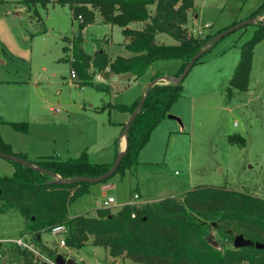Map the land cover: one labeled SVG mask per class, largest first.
Wrapping results in <instances>:
<instances>
[{
    "label": "rangeland",
    "instance_id": "rangeland-1",
    "mask_svg": "<svg viewBox=\"0 0 264 264\" xmlns=\"http://www.w3.org/2000/svg\"><path fill=\"white\" fill-rule=\"evenodd\" d=\"M19 1L0 4V131L35 159L64 161L86 152L95 163H112L121 133L114 124L124 115L98 109L108 102L131 105L155 72L171 76L179 63L157 61L136 81L123 76L116 84L108 82L109 95L81 86L70 78L69 64L59 61L66 46L61 36L78 31L68 7L48 4L43 9L36 5L26 11ZM262 1L193 0L194 12L188 17L187 29L201 38L221 33L245 21ZM150 12L153 14V6ZM11 14L21 18L15 26ZM261 17L253 19L255 24L262 22ZM255 28L254 24L247 25L209 46L183 80L189 95L182 94L171 106L168 116L173 119L167 116L160 121L142 148L150 164H141L134 172L114 174L103 183L111 186L105 191L101 190L102 183L89 184L88 192L68 207L70 217L93 216L109 197L115 200L111 207L115 211L128 203L137 187L141 192L146 189L171 197L197 185H208L264 198V39L254 48L247 90L230 97L226 94L240 47L251 39ZM81 34L88 54L102 49L111 57L128 55L120 46L122 29L102 24L98 16ZM158 39L165 45L175 44L166 35ZM93 82H98L96 75ZM20 122L27 124L26 134L14 132L7 124ZM114 132L118 133L111 138ZM232 134L242 136L245 146L229 144L226 138ZM13 172V164L0 158V178L12 177ZM22 231L17 214L0 215V240L17 238ZM25 236L31 242L30 236ZM62 238L51 233L41 235L47 248L76 264H136L122 257L111 258L100 247L86 245L79 251L69 250L59 245ZM2 254L4 264L21 260L11 249Z\"/></svg>",
    "mask_w": 264,
    "mask_h": 264
},
{
    "label": "trees",
    "instance_id": "trees-1",
    "mask_svg": "<svg viewBox=\"0 0 264 264\" xmlns=\"http://www.w3.org/2000/svg\"><path fill=\"white\" fill-rule=\"evenodd\" d=\"M3 2L6 0H0V4ZM19 3L26 11L36 5L43 9L48 4L68 7L72 20L78 24V31L61 38L66 44L61 61L69 64L78 84L91 86L107 95L111 93L110 85L94 83L95 75L102 74L107 82H111L112 77L120 79L123 76L136 81L155 62L174 60L179 63L174 75L178 77L191 58L220 33L201 38L188 31V17L194 12L193 0H20ZM152 6L153 14L150 12ZM263 14L264 0L247 19ZM97 16L102 24L122 29L124 39L120 46L128 53L127 57L111 58L102 49L93 54L84 51L81 32L93 24ZM136 24L139 26H132ZM254 25L251 39L240 47L238 63L226 88L228 97L245 92L249 86L253 51L264 39V22ZM161 35L168 36L175 44L159 42ZM158 77L160 74L155 72L150 81ZM183 80L157 83L147 91L141 109L128 129L127 147L115 174L134 172L139 164L138 154L148 142L151 131L168 116L171 106L182 96ZM141 98L128 106L109 102L98 110L111 109L130 115ZM7 124L16 133L28 132L26 123ZM120 126L122 132L124 125ZM226 141L241 147L246 144L239 134L227 136ZM0 153L29 161L32 166L62 179L98 177L112 165L95 163L86 152L64 161L58 158L31 161L25 154L14 153L1 136ZM12 164L15 168L12 177L0 178V215L17 214L23 223L19 237L29 235L34 247L50 260L55 259L57 251L47 248L41 235L50 233L56 226H63L67 249L79 251L86 245L100 247L107 250L111 258L122 257L136 264H264L263 197L225 187L197 185L157 201L138 205L127 203L115 211L99 208L93 216L70 217L68 207L88 192V183H51L52 178L46 173ZM209 233L214 235L218 247L206 241ZM238 235L262 245V249L254 246L233 248V239ZM10 249L21 259L18 264H33L32 253L17 247Z\"/></svg>",
    "mask_w": 264,
    "mask_h": 264
},
{
    "label": "water",
    "instance_id": "water-1",
    "mask_svg": "<svg viewBox=\"0 0 264 264\" xmlns=\"http://www.w3.org/2000/svg\"><path fill=\"white\" fill-rule=\"evenodd\" d=\"M261 21L264 22V14L261 17ZM251 24H255V21H253V19H246L245 21L234 25L233 27H231L230 29H227L219 34H217L213 39L210 45L214 44L215 42H217L219 39L223 38L224 36L239 30L240 28H243L247 25H251ZM208 45L205 49H200L192 58L191 60L188 62V64L185 66V68L183 69L182 73L178 76V77H168V76H160L158 78H156L155 80L151 81L147 86H146V90L144 91L141 100L139 101L137 107L135 108V110L133 111L132 114L129 115L128 120L126 121V123L124 124L123 130L120 134V138L124 139L125 142V146L124 149L117 153L114 161L112 162V165L110 167V169L98 176V177H75L73 179H62L61 177L53 174V173H48L40 168L34 167L31 165V163L29 161H26L24 159H20L17 158L15 156L12 155H7L4 153H0V158L1 159H5L7 161H10L11 163L20 165L22 168L25 167H32L33 169L41 172V173H46L48 174L51 178L52 181L51 183H65V184H72V183H88V184H97V183H101L105 180H107L108 178H110L111 176H113L117 170V167L119 166L126 147H127V132L128 129L132 123V121L134 120L135 116L137 115V113L140 111L143 100L147 94V91L155 84L157 83H161V82H170V83H180L185 76L187 75V73L189 72V70L192 68V66L194 65V63L196 62V60H198L204 53L205 51L209 48ZM168 118H170V116H168ZM206 241L212 245L213 247H218V242L215 240L214 235L212 233H209L206 236ZM232 246L235 249H239V248H244V247H255L256 249H262V245L260 244H253L252 242H250L249 240L244 239L241 235H238L236 237H234L233 242H232ZM55 264H75V262L72 259H66L64 258L62 255H56L55 259H54Z\"/></svg>",
    "mask_w": 264,
    "mask_h": 264
},
{
    "label": "crops",
    "instance_id": "crops-1",
    "mask_svg": "<svg viewBox=\"0 0 264 264\" xmlns=\"http://www.w3.org/2000/svg\"><path fill=\"white\" fill-rule=\"evenodd\" d=\"M12 15V17H11V21H12V25L13 26H15V23H17V21H19L21 18L19 17V16H17V15H15V14H11ZM20 23V22H19ZM139 25H137L136 24V27H138ZM71 36V35H70ZM63 36H61V38H62ZM61 38H60V40H61ZM62 41V40H61ZM62 54H63V52H62ZM119 56H122V55H119ZM128 56V55H127ZM127 56H123V57H127ZM111 57V56H110ZM111 58H114V57H111ZM62 59V58H61ZM61 59L59 60V61H61ZM178 70V69H177ZM177 70L171 75V76H168V77H175L174 75H175V73L177 72ZM101 78H102V83H108V82H106V80H104V78H103V76H102V74H98ZM97 76V75H96ZM118 78L117 77H112L111 78V82H113L114 84H116L117 82H118ZM151 81L150 80H146L144 83H143V89H142V93H141V95L140 96H142L143 95V93H144V90H145V88H146V86L150 83ZM12 83H14V82H12ZM97 83H101V82H97ZM7 84H10V83H7ZM110 85V84H109ZM183 86V93L182 94H187L186 93V91H188L187 90V88L185 87V85H182ZM110 88H111V86H110ZM186 90V91H185ZM187 95H189V94H187ZM140 96H138V97H140ZM183 96V95H182ZM137 99V98H136ZM135 99V100H136ZM134 100V101H135ZM109 103V102H108ZM107 104V103H106ZM116 104H120V103H116ZM103 105H105V104H103ZM102 105V106H103ZM120 105H125V104H120ZM101 106V107H102ZM91 107V106H90ZM123 115H124V117H121V118H116V122L117 123H115L114 125H117L118 126V128L120 129L121 128V124H125L126 123V121L128 120V118H129V114L128 113H122ZM170 116V115H169ZM168 119H173V117H171L170 116V118H168ZM119 132V131H118ZM118 132H114L113 133V135L111 136V138L112 137H114V135H116L115 133H118ZM0 136L3 138L2 140H4V141H8L9 143V145L11 146V148H12V151L14 152V153H19V154H25L27 157H28V159H32V160H37V158L35 159V158H32V157H30L29 155H28V152H27V149L26 148H24L23 146H21V145H18V144H16V143H14L13 141H11V140H9V139H7V138H5L4 136H3V134H2V132L0 131ZM14 139V138H13ZM123 142H124V139L123 138H120V134H119V137H118V139L116 140V152H115V157H116V154L117 153H119V152H121L123 149H124V146H125V142H124V145H122L123 144ZM145 151H143V149H141L140 150V152H139V154H138V162H139V164H138V166L139 165H141V164H150L149 163V160H147L146 159V155H145V153H144ZM139 156H141L140 158H139ZM142 158H144V159H142ZM38 159H40V157L38 158ZM115 159V158H114ZM137 166V167H138ZM137 167H136V169H137ZM15 168H14V165H13V170H14ZM135 173H136V171H135ZM134 179H136V180H139L138 178H137V175H136V177H135V174H134ZM136 185H139L138 184V182H136ZM109 188H111V186L110 185H105V184H103V185H101V190L102 191H105V190H108ZM134 195H137L138 196V201L137 202H139V203H141V202H145V203H149V202H153V201H157V200H160V199H163V198H165L166 196H163V195H165L164 193H162V192H156V191H153L152 193L151 192H149L148 190H146V189H142V192L140 191V190H138V187L136 188V190H134V192H132V194L130 195V197H129V200H128V203L129 202H132L133 201V197H134ZM105 200V199H104ZM103 200V201H104ZM102 201V202H103ZM99 209V208H98Z\"/></svg>",
    "mask_w": 264,
    "mask_h": 264
},
{
    "label": "built area",
    "instance_id": "built-area-1",
    "mask_svg": "<svg viewBox=\"0 0 264 264\" xmlns=\"http://www.w3.org/2000/svg\"><path fill=\"white\" fill-rule=\"evenodd\" d=\"M70 78L71 79L75 78L74 71H70ZM96 81L102 82L103 80L99 75H97ZM56 112L58 111L56 110ZM137 201H138V196L134 195L133 201L129 202V204L131 205L145 204V202L139 203ZM114 204H115V200L112 197H109L102 202V208H111ZM50 233L53 235H61L63 237L66 233V229L63 226H56L51 229ZM0 244L2 246L3 252H5L6 249H9L10 247H17L21 250H27L28 252L32 253L34 257L33 264H55L54 260H50L49 258H47L45 255L40 253L31 242H28L26 240V236L17 237L13 239L0 240ZM59 245L63 247L65 246L63 238L60 239ZM3 255L4 254L0 253V261L3 262L4 264L5 260L2 258Z\"/></svg>",
    "mask_w": 264,
    "mask_h": 264
},
{
    "label": "bare ground",
    "instance_id": "bare-ground-1",
    "mask_svg": "<svg viewBox=\"0 0 264 264\" xmlns=\"http://www.w3.org/2000/svg\"><path fill=\"white\" fill-rule=\"evenodd\" d=\"M122 145H124V142H123V144Z\"/></svg>",
    "mask_w": 264,
    "mask_h": 264
}]
</instances>
